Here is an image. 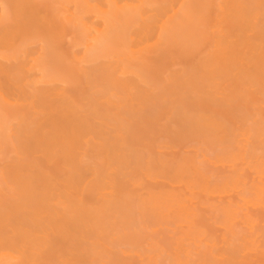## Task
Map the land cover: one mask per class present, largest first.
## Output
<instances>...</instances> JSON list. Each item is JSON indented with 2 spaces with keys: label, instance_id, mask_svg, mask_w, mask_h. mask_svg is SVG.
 I'll return each mask as SVG.
<instances>
[{
  "label": "bare ground",
  "instance_id": "obj_1",
  "mask_svg": "<svg viewBox=\"0 0 264 264\" xmlns=\"http://www.w3.org/2000/svg\"><path fill=\"white\" fill-rule=\"evenodd\" d=\"M0 264H264V0H0Z\"/></svg>",
  "mask_w": 264,
  "mask_h": 264
}]
</instances>
